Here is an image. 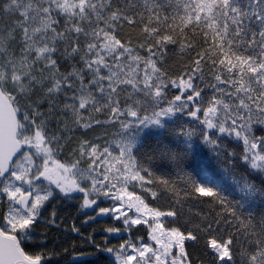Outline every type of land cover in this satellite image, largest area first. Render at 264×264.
Instances as JSON below:
<instances>
[{"label":"snow or ice","instance_id":"6c2138e0","mask_svg":"<svg viewBox=\"0 0 264 264\" xmlns=\"http://www.w3.org/2000/svg\"><path fill=\"white\" fill-rule=\"evenodd\" d=\"M0 264H264V0H0Z\"/></svg>","mask_w":264,"mask_h":264}]
</instances>
